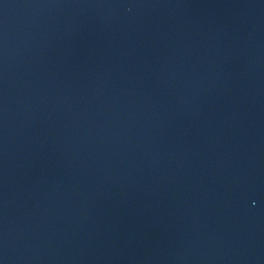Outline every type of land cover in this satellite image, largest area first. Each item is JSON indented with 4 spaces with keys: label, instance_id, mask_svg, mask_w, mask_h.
I'll use <instances>...</instances> for the list:
<instances>
[{
    "label": "water",
    "instance_id": "1",
    "mask_svg": "<svg viewBox=\"0 0 264 264\" xmlns=\"http://www.w3.org/2000/svg\"><path fill=\"white\" fill-rule=\"evenodd\" d=\"M0 264H264V0H0Z\"/></svg>",
    "mask_w": 264,
    "mask_h": 264
}]
</instances>
